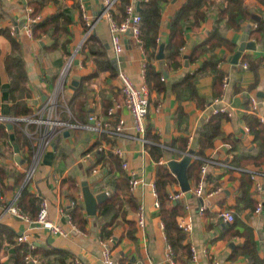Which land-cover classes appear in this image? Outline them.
<instances>
[{"label":"crops","instance_id":"1","mask_svg":"<svg viewBox=\"0 0 264 264\" xmlns=\"http://www.w3.org/2000/svg\"><path fill=\"white\" fill-rule=\"evenodd\" d=\"M29 1L0 0V30L8 29L10 32L11 28H14L13 35L19 36V46L16 49L8 35L0 31V112L7 116H11L12 102L9 89L12 87V77L5 69L6 56L13 51L21 55L27 77L25 83L27 91L23 94L24 101L33 110L55 88L66 57L80 39L84 29L81 13L75 0H56V2L48 0L38 12L36 16L38 20L65 8L69 10L70 21L66 24L65 30L59 33L58 41L61 46L55 50L44 49L45 45L50 42L49 37L46 36L40 40L33 39L22 29L27 9L30 7ZM137 1L128 0L127 4H134L136 9ZM185 1L163 0L159 2L158 25L161 35L158 38L159 44L164 45L167 42L169 21ZM242 1L248 10L252 11L254 21L264 17V6L258 0ZM83 2L96 20L102 11V0H83ZM118 3L113 9V16L115 20H122L124 8L121 11ZM221 4L225 2L214 0V6L209 8L210 12L207 17L198 26L185 30L184 49L181 50L182 64L177 68L166 67L163 47L158 48L152 56L147 58L140 47H134L127 36L123 37L124 49L116 58L111 47L108 21L103 16L97 19L89 41L94 50L100 53L105 50L106 57L90 54L85 46L83 52L81 51L79 63H76L69 72L64 94L65 97L71 96L73 91L80 87L75 104H81L82 109L87 107L88 115L94 114L104 130L99 133L87 129H75L68 133L58 134L52 145L41 153L34 179L28 187L30 191L47 200L48 216L66 228L69 227L66 209L70 202L76 201L81 204L83 214L87 217L86 229L82 233L72 232L68 237L55 236L46 229L35 227L33 223L3 211V206L7 205L18 187L14 183L12 171L23 173L30 157L28 139L23 136L17 138L11 127L7 132L8 147L4 155L0 157V165L12 170L4 179L3 186L0 185V222L9 227L15 236L20 232L28 233L35 246L67 251V255L51 254L50 258L54 259L55 264H102L98 241L100 216L98 210L94 216L86 214L81 183L86 181L93 192L109 189L111 194L115 190V185L120 184V178H125L127 181V174L121 165V160L111 151L113 147L124 149L128 168L147 180L153 179L157 166L150 152L144 153L141 150L140 143L129 137L116 136L110 132L114 121L108 117L107 111L104 112L102 98L107 95L111 103L112 98L121 100L119 81L116 77L118 70L126 72L137 85L146 83L142 74L144 62L151 64L156 70H162L161 77L164 78L165 85L162 91L157 92L146 83L150 90L146 122V131L149 132L147 137L151 143H154L152 137L157 136L159 141L157 143L163 150L161 156L179 160L182 153L187 151L185 147L188 149V143L186 140L183 148L178 146L177 141L179 138L187 139L188 134L192 133L193 140L189 149L195 151L197 132L205 117L210 113L207 103L212 99L213 75L211 72L203 74L196 82L197 94L205 101L201 107L188 99L179 103L171 91V84L186 71L198 68L203 60L211 56V52H206L192 64L184 65L191 47L204 41L213 30ZM255 16L258 19H255ZM225 21L222 19L218 22L221 35L234 43V46L232 49L224 45L218 46L212 54L214 53L218 67L223 69L227 76V87L221 92V105L225 106L230 114L224 115L225 117L220 122V130L223 135H230L231 139L235 140V147L232 148L228 141L218 137L214 140L212 147L206 148L203 155H198L217 162L208 166L206 175L208 186L216 190L213 195L199 198L187 194L178 201L183 205V213L177 217L185 215L192 223V230L186 236V241L190 246L195 247L198 264H215V261L217 264H248L247 257L235 248L244 242L242 233L246 228H249L248 231L255 243L256 254L264 259V190L259 193L254 192L251 180L248 189L255 202L246 205V201H238L241 172L246 168L239 167L242 171H237L218 164L231 165L228 161L233 155L257 149L258 142L254 140L253 133L246 130L248 125L244 117L249 114L250 96L255 95L260 100L264 98V35L259 42L248 36L249 30L256 26L251 20H245L243 27L238 31L225 28ZM243 38L248 42L254 41L255 49H244L238 63L233 64L230 61L231 57L237 51L238 43ZM107 57L108 62L110 61V68H107L105 64ZM95 59H99L101 65H98ZM243 62L247 64L246 68L242 67ZM92 73L95 75L90 77ZM163 73L166 75L164 76ZM72 81H76V86H71ZM96 93L99 96L98 103L92 108V100ZM179 104L182 109L178 112ZM72 115L79 121L74 113ZM117 116L125 120L126 133L132 134L131 118L127 110L119 109ZM15 139H18L19 145ZM173 142H175L173 146H170ZM14 143L18 145V153L13 150ZM98 147H102V153L97 156L95 151ZM86 153H89L90 157L84 160ZM110 153L117 157V162L108 157ZM92 164L94 166L90 168ZM248 168L251 171L264 173V161L257 166L250 165ZM197 180L188 179L191 188L196 185ZM261 180L264 182V179ZM122 188L117 190V193L123 199V203L111 225L108 226L114 238L112 247L114 257L119 264H168L165 257L167 242L164 228L160 226L162 222L160 211L152 206L153 197L149 188H139L134 192H128L127 188L124 191ZM166 190L167 193L180 190L177 179L168 184ZM129 199L134 201L136 208H131ZM141 202L144 203L146 216V225L142 231L137 228L134 220L135 211ZM186 203L190 206L189 209H184ZM258 203H261L259 212L256 211ZM200 207H203V211H199ZM222 209L233 211L234 220L232 222H225L220 218L219 211ZM12 245L11 242H5L0 248L1 262L7 260ZM121 259L123 262L120 261Z\"/></svg>","mask_w":264,"mask_h":264},{"label":"trees","instance_id":"2","mask_svg":"<svg viewBox=\"0 0 264 264\" xmlns=\"http://www.w3.org/2000/svg\"><path fill=\"white\" fill-rule=\"evenodd\" d=\"M48 0H30L28 5L31 7V16H37L38 12L41 10L45 2ZM56 2V0H52ZM163 0H140V5L138 12L142 18L141 32L139 35L140 48L143 50L147 58L152 56L154 52L160 48L158 43V38L161 37L159 31V2ZM225 4H221L218 9V17L216 25L210 34L205 38L204 41L197 45L191 47L187 60L189 64L197 61L204 53L211 52V56L193 70L186 71L179 79L171 84V91L175 94V98L180 103L183 100H192L197 106H202L205 102L203 98H200L195 89L196 82L198 78L211 72L213 75L212 81V98L219 95L222 92V82L223 77L226 72L218 67L216 58L212 51L216 47L224 45L229 49H232L234 43L230 42L223 35H221L218 22L225 19V25L227 29H232L238 31L243 27L245 20H251L256 26L249 30L248 36L260 41L261 37L264 35V17L260 18L258 21L252 19L253 13L248 10L244 5L242 0H222ZM121 7L128 3V0L118 1ZM264 6V0H258ZM214 6V0H186L180 8L173 14L168 25V39L163 45V56L166 61V67L177 68L181 66V47L185 43L184 32L187 28L196 27L202 22L210 12V7ZM124 16V14H123ZM70 21L69 10L60 9L56 13L40 19L38 21L30 23L31 37L33 39L40 40L43 37H49L50 42L45 45L46 50L58 49L61 45L58 41L59 33L66 28V24ZM117 20V22H120ZM6 33L11 40L12 45L17 49L19 44V36L10 34L8 29L0 30ZM16 34V33H15ZM91 38V37H90ZM89 38V39H90ZM87 41L86 47L90 54L96 55L97 57H106V52L94 50L90 41ZM107 68H110V61L108 62V57L105 59ZM95 62L101 65L99 59ZM5 69L8 74L12 77V87L9 89V97L11 100V116L19 117L24 116L32 112V108L27 105L24 101V93L27 91L25 88L26 83V71L24 69V63L20 54H16L14 51L6 56L5 59ZM95 75L92 73L90 77ZM112 75L114 72L112 71ZM162 70H156L151 64L147 63L144 66V78L145 82L152 86L157 92L162 91L165 88L164 82L161 79ZM152 84V85H151ZM80 87L73 91L71 96L66 97L69 108L71 109L74 116L81 121L80 123H86V116L88 115L89 109L84 107L82 109L81 104H75L76 96L79 94ZM264 101V98H263ZM104 112H106L111 104L109 97L103 96L102 98ZM81 106V108H79ZM182 109L181 105H178V112ZM83 113V114H82ZM85 117V119L83 118ZM224 114L217 113L212 114L207 120L201 123L200 129L197 132L195 139L197 149L194 151L197 155H203L206 148L212 147L214 140L221 137L224 141H228L235 147V140L231 139L230 135H223L220 130V122L224 118ZM62 118L68 119L66 114L62 115ZM71 120V119H70ZM76 120V119H75ZM245 123L248 125L249 130L253 133L254 140L258 142L256 150H246L245 152L233 155L232 159L228 161L233 166L246 168V170L241 172L242 179L239 186L240 195L238 196V201H246V205L254 203V199L249 194V187L251 185L250 173L251 169L248 166H257L264 161V123H261L258 118L254 115L247 114L244 117ZM11 129L14 130L15 136L18 138L23 136L26 138L23 132L24 122L18 121L15 123H10ZM9 126L7 123H0V157L4 155L8 143L6 141L9 131ZM146 131V135H147ZM19 145L18 139H15ZM187 139L179 138L178 146L185 147V142ZM154 143L147 144L148 151L155 161L163 154L162 148L159 146L157 136L152 137ZM170 144V146L174 144ZM30 145V144H29ZM96 145V143H95ZM187 150V147H185ZM97 149V148H96ZM31 154V149L29 150ZM102 150L97 149L95 155H100ZM108 157L117 162V157L113 154H108ZM94 163V162H93ZM95 164V163H94ZM91 165L90 168L94 166ZM200 160L193 159L187 169V178L198 179ZM12 170L7 167L0 165V185L3 186V181L8 177ZM255 171V170H252ZM14 183L20 186L23 178V173L13 170ZM120 184L115 185V190L101 202L98 207L99 218V233L98 238L104 239L111 235V231L108 228L111 225L113 219L118 214L121 208L123 199L117 193V190L122 188V190H128L127 181L125 178H120ZM176 180V177L170 171L166 165H157L153 177L155 184L157 198L159 201V211L160 219L163 223V228L165 232L166 242L169 244L173 251V261L174 264H190V245L186 241V235L180 231L177 226L176 217L183 213V205L180 202L169 201L168 193L166 187L168 184ZM127 185V186H125ZM121 186V187H119ZM129 192V190H128ZM42 197L38 194L30 191L28 187H23L18 198L17 205L19 209L27 214L30 219H35L40 207V201ZM75 202V201H74ZM131 208H136V204L133 200H128ZM252 208V206L250 207ZM69 215V221L75 224L82 232L86 229L87 217L83 214V207L81 204L74 203L69 205L66 209ZM134 227V223H133ZM249 228H246L242 236H244V242L237 245L235 248L243 253L247 257L248 264H264V259L258 257L255 252V243L249 233ZM131 235V234H130ZM15 235L9 227L0 222V248L5 242H11L12 248L9 252L7 260L1 262L0 264H25L24 257L30 254L33 258L38 260V264H55L54 259L50 256L52 253H57L60 255H67V251L59 250L56 248L45 249L41 246H34L33 249H29L27 243L15 242ZM132 236V235H131ZM133 237V236H132ZM123 262V259L120 260ZM65 264V263H64Z\"/></svg>","mask_w":264,"mask_h":264},{"label":"built area","instance_id":"3","mask_svg":"<svg viewBox=\"0 0 264 264\" xmlns=\"http://www.w3.org/2000/svg\"><path fill=\"white\" fill-rule=\"evenodd\" d=\"M77 3V7L81 13V18L84 23V29L81 34L80 39L73 46L74 48L70 50L69 55L66 57L65 63L63 64L57 79V83L55 88L48 93L45 100L41 102L38 106H36L31 113L14 117L7 116L0 112V123L1 124H10L18 121L24 122L23 132L26 138L29 141V150L31 149V154L28 160L26 167L23 170V178L20 186L16 188L11 199L7 203V205L3 206V211L5 213H10L15 215L24 221H28L33 223L35 227L43 228L49 231L50 234L55 236L68 237L72 232L82 233V231L72 222L69 221L68 213L67 218L69 221V227L62 226L59 222L52 220L48 216L47 209V200L42 198L40 201L39 211L35 219H30L29 216L23 213L18 205V198L20 196L21 190L23 187H29L31 182L34 179V175L36 173V169L39 163V159L41 153L44 149L50 147L54 138L58 134H62L66 131H72L75 129H87L95 132H102L104 129L102 125L96 120V116L92 113L88 115L86 123H80L75 120L71 109L67 103L64 90L66 88V84L68 81V75L71 68L80 61L81 51L83 50L86 42L90 38L91 34L94 32L96 20L101 16L105 17L108 21V28L110 34V42L114 55L116 58L122 53L124 49L123 37H128L129 40L133 43L135 40L140 47V39L139 35L141 32L142 26V18L139 12L135 9L134 4H127L124 7V16L120 22H117L113 16V9L119 0H102V11L99 17L94 20L89 10L84 5L83 0H75ZM32 9L29 7L27 9V15L24 24L22 25L23 31L31 37V29L30 23L38 21V18L35 16H31ZM130 30L131 34H127V31ZM14 28H11L10 34H14ZM141 49V48H140ZM184 49V46L181 47V50ZM142 50V49H141ZM143 52V50H142ZM144 53V52H143ZM145 62L142 65V74L144 76V66ZM242 67L246 68L247 64L245 62L242 63ZM119 81V90L121 93V100H117L116 98H112V103L107 110L108 117L114 121L110 132L116 136H126L129 137L141 145V150L144 153L148 152L147 144L151 143L146 135V122L149 108V86L146 83L135 84L132 78L124 71L118 70L116 75ZM164 80L163 77H161ZM227 87V76L223 77L222 82V90ZM221 93L215 97H213L207 104V107L210 109V113L205 117L207 120L210 115L221 113L224 115H229L230 111L221 105ZM99 96L95 95L92 100L91 107L94 108L97 106ZM124 108L127 110L128 114L131 118V130L132 134H127L126 123L125 120L121 117L117 116V111L119 109ZM248 112L251 115H254L258 118L261 123H264V101L260 100L257 96L252 95L249 99ZM66 114L68 119L62 118V115ZM71 119V120H70ZM246 130H249L246 127ZM193 134L189 133L187 137L188 149L187 151L182 153L181 158L188 154L190 143L193 140ZM165 148H168L165 146ZM99 150H102V147H98ZM112 153H114L121 160V165L127 174V185L128 190L131 192L136 191L139 188H149L150 193L153 197L152 206L155 209H159V201L157 198V192L155 188V184L153 179L147 180L142 175H138L134 170H131L127 166L126 162V151L124 149L113 147L111 149ZM190 155V154H189ZM191 159L200 160L199 165V178L197 180L196 185L189 189L188 192H183L181 190L172 191L168 193L169 201H179L187 194H192L196 197L203 198L213 195L216 190L210 189L207 184V171L208 166L211 163H217L216 161H212L210 159H205L203 157L195 154L190 155ZM90 157L89 153L84 155V160ZM180 158V159H181ZM172 159L171 157L160 156L155 164L157 165H166L168 160ZM176 160V159H175ZM223 167L232 168L237 171H242L239 167H234L232 165H228L227 163H218ZM95 172V169L93 170ZM250 178L252 180V187L254 192H261L264 190V182L261 179H264V173L260 171H251ZM108 195H110V190H105ZM76 202V201H75ZM74 201L70 202V205L75 203ZM77 203V202H76ZM189 205L184 204V209H189ZM261 210V203H258L256 207V211L259 212ZM199 211H203V207L199 208ZM220 218L225 222H232L234 220L233 211L231 209H222L219 211ZM134 220L137 228L142 231L146 225V216H145V208L144 203H140L137 207L134 215ZM177 226L182 233L188 236L192 230V223L187 216L182 215L177 217ZM160 226L163 229V223H160ZM15 241L19 243H27L29 249L34 248V243H32L29 238V234L26 232H20L16 234ZM100 250H101V262L102 264H119V261L113 255V243L114 238L110 235L104 239L98 238ZM173 251L169 244H166L165 248V257L168 264H174L173 261ZM190 264H198L197 251L195 247L190 246ZM25 264H38V260L33 258L30 254H27L24 257ZM215 264L217 262L215 261Z\"/></svg>","mask_w":264,"mask_h":264},{"label":"water","instance_id":"4","mask_svg":"<svg viewBox=\"0 0 264 264\" xmlns=\"http://www.w3.org/2000/svg\"><path fill=\"white\" fill-rule=\"evenodd\" d=\"M139 1L136 2V10L138 11ZM255 19H258V17H254ZM127 34H131V31L128 30ZM134 47L138 48V44L135 40H133ZM163 47V44H160V48ZM244 49H255V43L254 41H246V39H242L238 43V49L237 51L232 55L231 57V63L237 64L238 59L241 56V52ZM77 63V61H75ZM188 62L187 60L184 62V65L187 66ZM164 76L166 73H163ZM76 81H72L71 86H76ZM44 99V96L42 97ZM9 128L11 127L10 124H8ZM69 131H66L68 133ZM65 133V134H66ZM13 150L15 153H18V145L16 143L13 144ZM194 153L193 149H189L188 154L184 155L181 159L175 160L170 159L167 162V167L170 169V171L173 173V175L176 177L178 184L180 186V190L183 192H188L190 189V184L187 178V169L192 161L191 154ZM190 154V155H189ZM81 193L83 198V205L84 209L87 215L94 216L97 212L98 205L103 202L107 197L108 194L106 191H99V192H93L86 181H83L81 183Z\"/></svg>","mask_w":264,"mask_h":264},{"label":"rangeland","instance_id":"5","mask_svg":"<svg viewBox=\"0 0 264 264\" xmlns=\"http://www.w3.org/2000/svg\"><path fill=\"white\" fill-rule=\"evenodd\" d=\"M86 43H87V42H86ZM75 44H76V43H75ZM85 46H86V45H85ZM85 46H84L83 50L85 49ZM73 48H74V47H72L71 49H73ZM71 49H70V50H71ZM83 50H82V52H83ZM68 55H69V53H68ZM68 55H67V56H68ZM81 55H82V53H81Z\"/></svg>","mask_w":264,"mask_h":264}]
</instances>
